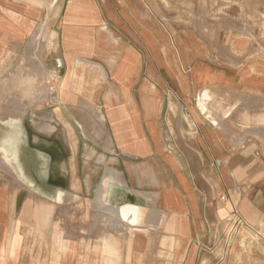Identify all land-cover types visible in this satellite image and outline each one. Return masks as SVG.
Wrapping results in <instances>:
<instances>
[{"label":"crops","instance_id":"obj_1","mask_svg":"<svg viewBox=\"0 0 264 264\" xmlns=\"http://www.w3.org/2000/svg\"><path fill=\"white\" fill-rule=\"evenodd\" d=\"M207 6L0 0V264H264V0Z\"/></svg>","mask_w":264,"mask_h":264},{"label":"rangeland","instance_id":"obj_2","mask_svg":"<svg viewBox=\"0 0 264 264\" xmlns=\"http://www.w3.org/2000/svg\"><path fill=\"white\" fill-rule=\"evenodd\" d=\"M166 4L170 9L183 10L186 21H194L196 18L201 19L205 16L210 17V13L207 12V0H166ZM256 261H251L250 264H255Z\"/></svg>","mask_w":264,"mask_h":264},{"label":"built area","instance_id":"obj_3","mask_svg":"<svg viewBox=\"0 0 264 264\" xmlns=\"http://www.w3.org/2000/svg\"><path fill=\"white\" fill-rule=\"evenodd\" d=\"M226 198V194L220 195V199L222 201L226 200ZM245 227H247V223L245 222L244 218L236 208H233L227 215L224 227V238L227 243V247L232 246L237 233Z\"/></svg>","mask_w":264,"mask_h":264},{"label":"bare ground","instance_id":"obj_4","mask_svg":"<svg viewBox=\"0 0 264 264\" xmlns=\"http://www.w3.org/2000/svg\"><path fill=\"white\" fill-rule=\"evenodd\" d=\"M42 68V67H41Z\"/></svg>","mask_w":264,"mask_h":264}]
</instances>
